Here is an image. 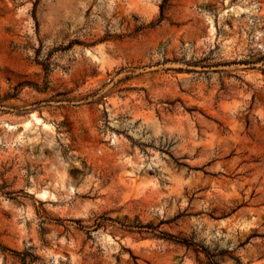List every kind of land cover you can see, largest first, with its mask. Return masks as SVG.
Wrapping results in <instances>:
<instances>
[{"label":"rangeland","instance_id":"rangeland-1","mask_svg":"<svg viewBox=\"0 0 264 264\" xmlns=\"http://www.w3.org/2000/svg\"><path fill=\"white\" fill-rule=\"evenodd\" d=\"M0 264H264V0H0Z\"/></svg>","mask_w":264,"mask_h":264},{"label":"trees","instance_id":"trees-1","mask_svg":"<svg viewBox=\"0 0 264 264\" xmlns=\"http://www.w3.org/2000/svg\"><path fill=\"white\" fill-rule=\"evenodd\" d=\"M163 14H164V5L161 8V15L163 16Z\"/></svg>","mask_w":264,"mask_h":264}]
</instances>
